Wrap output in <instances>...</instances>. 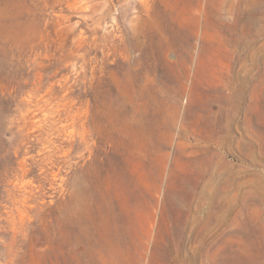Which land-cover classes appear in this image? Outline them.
<instances>
[{
	"label": "rangeland",
	"instance_id": "obj_1",
	"mask_svg": "<svg viewBox=\"0 0 264 264\" xmlns=\"http://www.w3.org/2000/svg\"><path fill=\"white\" fill-rule=\"evenodd\" d=\"M0 264H264V0H0Z\"/></svg>",
	"mask_w": 264,
	"mask_h": 264
}]
</instances>
